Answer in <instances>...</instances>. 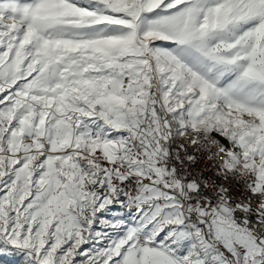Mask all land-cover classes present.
Returning a JSON list of instances; mask_svg holds the SVG:
<instances>
[{
	"label": "snow or ice",
	"instance_id": "1",
	"mask_svg": "<svg viewBox=\"0 0 264 264\" xmlns=\"http://www.w3.org/2000/svg\"><path fill=\"white\" fill-rule=\"evenodd\" d=\"M264 264V0H0V256Z\"/></svg>",
	"mask_w": 264,
	"mask_h": 264
},
{
	"label": "rangeland",
	"instance_id": "2",
	"mask_svg": "<svg viewBox=\"0 0 264 264\" xmlns=\"http://www.w3.org/2000/svg\"><path fill=\"white\" fill-rule=\"evenodd\" d=\"M0 264H22V260L19 256L3 255L0 256Z\"/></svg>",
	"mask_w": 264,
	"mask_h": 264
}]
</instances>
